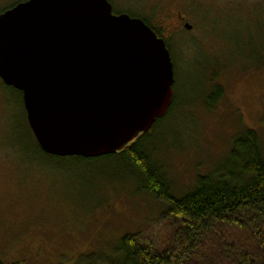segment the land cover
<instances>
[{"label": "rangeland", "instance_id": "rangeland-1", "mask_svg": "<svg viewBox=\"0 0 264 264\" xmlns=\"http://www.w3.org/2000/svg\"><path fill=\"white\" fill-rule=\"evenodd\" d=\"M168 1L192 29L163 34L176 100L149 151L180 196L227 158L245 129L264 150V0ZM0 89V264H76L110 255L124 235L160 246V202L112 159L43 157L19 94Z\"/></svg>", "mask_w": 264, "mask_h": 264}, {"label": "water", "instance_id": "water-1", "mask_svg": "<svg viewBox=\"0 0 264 264\" xmlns=\"http://www.w3.org/2000/svg\"><path fill=\"white\" fill-rule=\"evenodd\" d=\"M0 80L44 154L96 159L166 116L174 71L164 40L104 0H31L0 17Z\"/></svg>", "mask_w": 264, "mask_h": 264}, {"label": "trees", "instance_id": "trees-1", "mask_svg": "<svg viewBox=\"0 0 264 264\" xmlns=\"http://www.w3.org/2000/svg\"><path fill=\"white\" fill-rule=\"evenodd\" d=\"M175 100L173 94L166 116L148 133L115 155L96 158L114 160L121 174L163 205L165 240L158 247L140 235H124L110 255L79 257L76 264H264V150L258 134L245 129L235 136L227 158L210 173L196 174L191 189L176 196L149 151ZM34 142L43 157L66 159L44 154Z\"/></svg>", "mask_w": 264, "mask_h": 264}, {"label": "flooded vegetation", "instance_id": "flooded-vegetation-1", "mask_svg": "<svg viewBox=\"0 0 264 264\" xmlns=\"http://www.w3.org/2000/svg\"><path fill=\"white\" fill-rule=\"evenodd\" d=\"M31 0H0V17L12 11L16 7ZM110 7L111 15L114 17H128L131 20L141 21L146 27L152 30L158 38L164 40V33H175L178 31H190L192 26L188 24L187 15L181 10L172 6L168 0H104ZM189 26V29L186 28ZM160 35V36H159ZM1 87H7L0 80ZM11 89V88H10ZM0 89V101L4 102L3 92ZM13 92H18L13 89ZM20 96V108L24 109L22 94Z\"/></svg>", "mask_w": 264, "mask_h": 264}]
</instances>
